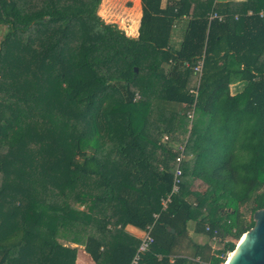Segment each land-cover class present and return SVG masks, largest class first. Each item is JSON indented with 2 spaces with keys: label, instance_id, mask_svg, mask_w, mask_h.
<instances>
[{
  "label": "trees",
  "instance_id": "1",
  "mask_svg": "<svg viewBox=\"0 0 264 264\" xmlns=\"http://www.w3.org/2000/svg\"><path fill=\"white\" fill-rule=\"evenodd\" d=\"M102 1L0 0V264H76L79 246L131 264L141 238L127 226L154 213L140 264H224L264 207V0L215 4L211 21L214 0H141L137 37ZM177 143L182 180L163 208Z\"/></svg>",
  "mask_w": 264,
  "mask_h": 264
},
{
  "label": "crops",
  "instance_id": "2",
  "mask_svg": "<svg viewBox=\"0 0 264 264\" xmlns=\"http://www.w3.org/2000/svg\"><path fill=\"white\" fill-rule=\"evenodd\" d=\"M104 1L105 0H103V2ZM123 1H126V8L122 11V14L116 15V17L119 19V21L108 20L106 17L104 19L107 22L116 23L121 29L131 30L130 34L134 37H137L139 34V26H140V21H141V17H142L141 0H123ZM169 1L170 0H162L161 6L163 8H165L168 5ZM189 1H191L192 3H196V2L204 3L207 0H189ZM228 1H230V0H217L216 2H214V4L218 5L221 3H227ZM187 20H188L187 17L180 19V20H177L175 25H174L171 43L176 48H179L181 43H182L184 33H185V29L187 26ZM244 85H245L244 82H237L231 86V89L233 92H235V91L242 89L244 87ZM197 182H199V180H197ZM200 182H199V184H200ZM188 229H189V233H190L191 237L193 238V240L195 242H197L199 244H205V243L209 242L212 245V247L217 246V242L214 241L213 239H211L208 235L197 233L195 220L189 221ZM127 230L131 234L137 236L138 238H141L144 235V230L140 229L134 225H128ZM66 245H68V244H66ZM72 246H76V245L73 244ZM76 264H95V262L93 261L91 256L84 250L83 246H79V248H78Z\"/></svg>",
  "mask_w": 264,
  "mask_h": 264
},
{
  "label": "built area",
  "instance_id": "3",
  "mask_svg": "<svg viewBox=\"0 0 264 264\" xmlns=\"http://www.w3.org/2000/svg\"><path fill=\"white\" fill-rule=\"evenodd\" d=\"M217 0H214V2H216ZM251 13V12H250ZM260 16L262 18H264V10H262L260 12ZM223 15L220 14L216 8H215V4L213 7V10L211 11L210 15H209V20H214V19H219L222 20L223 19ZM238 17V16H237ZM236 17V18H237ZM203 64H204V55L203 57H201L199 59V61L197 62L196 66H194V71L195 73L198 75V81L197 83L199 84L200 82V76L202 74V70H203ZM186 65H189V63H186ZM195 93H197V90H194ZM139 94H137L136 98H139ZM187 116L192 120L194 117V109L189 110L187 112ZM164 140L165 141H169L170 137L168 135L164 136ZM185 144L184 143H177L175 144V147L177 148L179 154L177 155L176 161H177V165L175 168V172H174V177H173V185H172V189L171 192L167 194L166 197L162 198V204H163V208H166L167 205L171 202L172 200V196L173 194L177 193L179 188H180V184H181V180H182V174H183V168L181 166L182 162L186 159L185 156ZM160 213H154V218L155 220L148 224L144 230V235L141 237V242L138 246V249L132 259L131 264H140V261L142 259V256L149 252L152 248V245L155 241L154 239V235H153V230H154V226H155V222L157 220V218L159 217ZM208 229V228H207ZM213 240L214 241H218V235L217 232L215 231V234L213 236Z\"/></svg>",
  "mask_w": 264,
  "mask_h": 264
},
{
  "label": "water",
  "instance_id": "4",
  "mask_svg": "<svg viewBox=\"0 0 264 264\" xmlns=\"http://www.w3.org/2000/svg\"><path fill=\"white\" fill-rule=\"evenodd\" d=\"M253 219L255 225L244 233L226 264H264V207L254 212Z\"/></svg>",
  "mask_w": 264,
  "mask_h": 264
},
{
  "label": "rangeland",
  "instance_id": "5",
  "mask_svg": "<svg viewBox=\"0 0 264 264\" xmlns=\"http://www.w3.org/2000/svg\"><path fill=\"white\" fill-rule=\"evenodd\" d=\"M101 5H100L99 13L101 14V16L103 18L106 17L108 20H112V21L117 20V21H119V19L116 17V15L122 14V11L126 8V1H123V0H105L104 2L102 1ZM6 29H7L6 25H0V42L3 39V36H4L5 32H6ZM123 30L127 34L131 35L130 34L131 30H128V29L127 30L123 29ZM199 182L196 181L195 184H196V186H197V188L199 190L200 189L202 190L203 188H205L204 187L205 185H201L202 182H200V184H199ZM261 193L264 194L263 191ZM245 213H246V217L248 219H250L251 216H252L251 210L250 209H246ZM239 240L237 241V244H238ZM228 256H229V254L227 255V258H228Z\"/></svg>",
  "mask_w": 264,
  "mask_h": 264
},
{
  "label": "bare ground",
  "instance_id": "6",
  "mask_svg": "<svg viewBox=\"0 0 264 264\" xmlns=\"http://www.w3.org/2000/svg\"><path fill=\"white\" fill-rule=\"evenodd\" d=\"M244 237V235L241 237V239ZM241 239L239 240V242L241 241ZM233 252H234V250L233 251H231L230 253H229V256H228V258H227V260H226V262L231 258V256H232V254H233ZM226 262L224 263V264H226Z\"/></svg>",
  "mask_w": 264,
  "mask_h": 264
}]
</instances>
